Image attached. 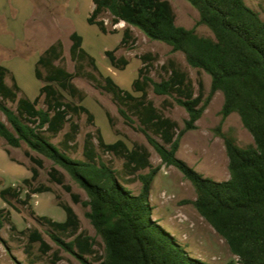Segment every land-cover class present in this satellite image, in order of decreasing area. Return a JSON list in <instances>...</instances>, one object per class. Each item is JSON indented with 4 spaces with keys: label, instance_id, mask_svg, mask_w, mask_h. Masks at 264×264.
I'll return each mask as SVG.
<instances>
[{
    "label": "trees",
    "instance_id": "obj_1",
    "mask_svg": "<svg viewBox=\"0 0 264 264\" xmlns=\"http://www.w3.org/2000/svg\"><path fill=\"white\" fill-rule=\"evenodd\" d=\"M185 1L199 12L200 23L210 29L213 37L200 36L195 30L178 26L175 11L166 0H93L94 9L87 22L105 35L117 34L115 27L121 23L127 25L119 46L105 52L111 66L120 71L126 70L130 61L118 57L117 51L136 41L130 27L137 28L151 41L170 46L173 53H182L191 68L211 77V92L206 99L201 90L197 95L190 74L175 60L163 65L164 77L161 82H155L150 77L148 63L157 59L151 54L140 58L143 66L132 83L133 92L123 89L112 77L101 72L96 59L84 49V39L77 32L70 36L74 72L62 65L64 45L61 41L40 55L35 77L43 85L34 100L23 92L14 73L0 63V111L7 119V123L0 120V137L14 149L26 144L29 151L25 155L33 164L31 178L23 181L24 188H3L0 198L19 210L16 204L27 206L34 195L52 192V188L44 184L35 186L44 169V161L31 152L52 161L55 166L49 172L51 182L63 187L75 204L82 203L89 208L86 218L102 239L105 255L97 257V241L81 230L79 216L71 205L57 203L66 213L65 222L47 216L37 217V221L50 229L51 238L60 248L77 257L82 264H93L87 259L90 257L96 258L98 264L207 263L191 257L169 232L153 221L150 196L159 170L152 168L147 148L130 149L122 140L109 144L98 128L85 139L84 160L72 157L78 152L80 125L77 120L85 115L90 123L95 122L94 114L84 104L86 93L74 84L76 78H85L110 94L124 121L130 126L136 121L139 123L136 129L147 137L163 164L177 168L193 184L197 211L237 258L228 264H264V20L246 0ZM199 84L202 88V83ZM151 87L156 95L173 98L186 110L188 119L181 131L177 122L163 116L149 100ZM218 92L224 96L222 121L238 114L254 139V145L240 148L234 137L217 130L229 158L231 177L226 182L206 179L177 158L183 136L197 129L198 121ZM41 100L45 109L38 108ZM8 102L15 104L16 110L10 108ZM169 106H173L172 103ZM107 117L113 128L109 113ZM154 136L160 137L162 143ZM6 152L16 162L11 152ZM101 153L123 160L122 172L107 164ZM57 167L86 192L88 201L82 202L80 196L73 193ZM148 169L150 173L139 174ZM136 178L142 184L138 195L130 188ZM25 188L28 193L22 199ZM6 225L11 232L28 239V254L36 244L41 245L43 255L51 250L39 230L19 232L10 211L0 209V232ZM64 237L71 241L66 242ZM61 260L56 254L53 264Z\"/></svg>",
    "mask_w": 264,
    "mask_h": 264
},
{
    "label": "rangeland",
    "instance_id": "obj_2",
    "mask_svg": "<svg viewBox=\"0 0 264 264\" xmlns=\"http://www.w3.org/2000/svg\"><path fill=\"white\" fill-rule=\"evenodd\" d=\"M169 1L177 16V25L189 30H195L204 37H213L210 29L200 23L199 12L185 0ZM32 6L30 8L29 4ZM247 5L258 12L264 20V0H246ZM93 0H0V63L11 69L23 92L30 98L36 99L39 95L42 82L35 77V65L45 50L57 41L64 45V62L62 65L69 72H74V63L70 56L72 42L70 36L77 32L84 39V49L93 56L101 72L110 76L123 89L132 91V83L138 77V71L143 66L141 57L151 54L157 61L148 63L150 77L155 82H161L164 77L163 65L169 60H175L183 70L187 71L196 86L197 95L200 90L205 99L211 92V77L205 73L191 68L182 53H173L172 48L164 43L149 40L140 30L130 27L136 39L135 44L127 45L117 51L118 57H125L130 65L124 71L111 66L105 52L115 50L122 41L123 31L127 27L125 23L117 25L118 33L105 35L98 27L88 24L87 19L93 10ZM32 12V13H31ZM0 13V14H1ZM29 18L20 30L16 23ZM17 20V21H16ZM16 21V22H13ZM106 23L109 21L106 19ZM10 83V81H8ZM202 83L203 87H200ZM74 84L87 95L85 106L95 116V122L90 123L83 115L77 122L80 125V134L77 139L78 152L72 154L74 159L84 160L83 149L88 134H95L100 128L107 143L124 141L130 149L137 146L147 148L151 153V166L158 169V174L152 185L150 205L152 207V219L162 226L170 235L184 247L187 253L207 264H228L237 261L231 253L226 241L218 235L215 229L199 214L194 202L197 193L193 184L184 174L173 166H166L162 159L149 143L147 137L136 129L139 123L128 125L119 113V107L110 94L98 89L91 81L85 78H76ZM140 96V94H135ZM149 100L162 112L163 116L170 118L179 124L181 131L188 119L186 110L178 106L173 98L158 96L153 87L148 92ZM172 103L173 106H169ZM7 105L16 110V105L10 102ZM224 105L222 93H216L211 99L207 110L197 123V129L187 132L180 143L177 158L184 161L190 168L206 179L216 182L230 180L229 158L226 152L224 140L218 136L217 130L227 136L234 137L240 148L254 145L252 135L245 129L238 114L234 113L225 121H222L221 110ZM38 108L45 109L41 100ZM110 114L113 119V128L107 117ZM0 120L7 123V119L0 111ZM68 128L65 130V132ZM64 132V133H65ZM179 133V132H178ZM63 134L55 140L59 142ZM154 139L162 143L160 137ZM96 144L97 141H96ZM6 150L11 152L13 162ZM29 151L26 144L19 149L9 147L0 137V190L9 186L23 187V181L30 172L32 162L26 157ZM33 156L44 161V169L41 170L40 178L35 186L44 184L52 188V192L37 194L32 197L29 205L16 204L19 210L10 207L0 198V209L10 211L12 220L18 231L37 229L51 247L48 254H42V247L36 244L31 252L27 253L28 239L20 233L10 231L6 225L0 232V264H53L55 255L61 257L58 264H82L74 255L66 252L51 238L47 226L37 221V217L48 216L54 221L65 219L66 214L59 208L58 201L71 205L81 222V230L97 241V257L105 255V246L102 239L97 235L91 222L86 218L89 208L82 203L75 204L71 195L66 190L52 183L49 172L55 166L54 163L37 153ZM103 160L118 172H122L124 161L109 154H102ZM65 176V183L72 187L73 193L80 196L82 202L88 201L86 192L61 168L57 167ZM29 171V172H28ZM150 169L139 174H148ZM24 188V187H23ZM135 195L141 191L142 184L136 178L135 183L130 185ZM28 190H23L22 199H25ZM50 197L52 199L50 200ZM66 242L71 239L63 238ZM89 262L98 264L96 258H87Z\"/></svg>",
    "mask_w": 264,
    "mask_h": 264
},
{
    "label": "crops",
    "instance_id": "obj_3",
    "mask_svg": "<svg viewBox=\"0 0 264 264\" xmlns=\"http://www.w3.org/2000/svg\"><path fill=\"white\" fill-rule=\"evenodd\" d=\"M29 4V6H30V8H31V6H32V4L31 3H28ZM93 9H94V6H93ZM93 11V10H92ZM1 13V12H0ZM32 13V12H31ZM3 16V14L1 13L0 14V16ZM1 16V17H2ZM29 18H27L26 20H24V21H22V22H20V23H16V25H18L17 26V28L19 29L20 28V25H23V27H21L22 29H24V23L28 20ZM17 21V20H16ZM16 21H13V22H16ZM20 30V29H19ZM0 42L2 43V44H6V45H8L7 43H5V42H3V41H1L0 40ZM11 70V69H10ZM12 71V70H11ZM13 72V71H12ZM14 73V72H13ZM15 75V74H14ZM34 100V99H33ZM29 172V171H28ZM31 176H32V174H31ZM31 176H30V173L28 174V176H26L25 178H24V180L25 179H28V178H31ZM47 193H49V192H47ZM43 194H45V193H43ZM52 199V197H50V200ZM59 207V206H58ZM60 208V207H59ZM66 214V213H65ZM48 217V216H47ZM66 221V218L65 219H60V220H58L57 222H65Z\"/></svg>",
    "mask_w": 264,
    "mask_h": 264
}]
</instances>
